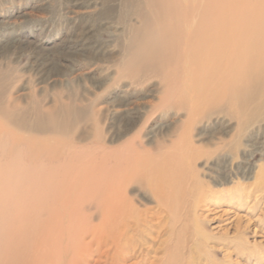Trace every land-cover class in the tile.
I'll return each instance as SVG.
<instances>
[{
  "label": "rangeland",
  "instance_id": "obj_1",
  "mask_svg": "<svg viewBox=\"0 0 264 264\" xmlns=\"http://www.w3.org/2000/svg\"><path fill=\"white\" fill-rule=\"evenodd\" d=\"M143 2L0 0V79L8 82L7 95L19 107L52 108L62 100L84 111L59 129L61 136L55 134L88 162L68 177L73 183L99 185L127 172L117 180L128 181L124 190L141 215L137 225L132 221L135 231L127 234L130 254L124 264H264V190L254 185L264 167V146L255 147L264 141V104L244 127L230 111L242 101L231 90L243 84L238 62L246 50L227 44L225 66L210 71L197 65V51L171 47L162 61L167 74L134 80L124 69L129 43L144 29L138 17ZM263 17L264 0H225L226 34L251 30L264 24ZM167 21L177 28L182 23L181 18ZM208 78H213L212 90L225 88V98L222 91L212 99L201 97L200 88L180 83ZM263 94L259 88L250 93L254 99ZM194 104L205 109L191 119ZM21 133L28 135L0 117V144L7 135ZM187 145L198 150L191 164L179 161ZM245 161L253 164L251 173L239 168ZM222 163L227 170L218 172ZM184 174L197 185L177 223L162 211L153 192ZM198 230L207 235L206 242Z\"/></svg>",
  "mask_w": 264,
  "mask_h": 264
},
{
  "label": "bare ground",
  "instance_id": "obj_2",
  "mask_svg": "<svg viewBox=\"0 0 264 264\" xmlns=\"http://www.w3.org/2000/svg\"><path fill=\"white\" fill-rule=\"evenodd\" d=\"M143 3L138 17L144 29L136 31L129 43V57L124 69L126 76L136 80L144 74H167L162 61L169 56L167 50L175 46L197 51V65L212 71L215 67L225 66L227 44L242 45L246 57L238 62V66L244 81L231 90L236 101L239 97L242 101L234 102L236 105L233 103L230 111L239 120V126L244 127L254 111L264 104L261 95L257 99L250 95L255 88L264 93V24H257L251 30L238 29L233 35L226 34L225 0H144ZM170 17L181 18L178 28L168 23L167 18ZM176 32L180 41L176 39ZM184 64L185 61L181 62V66ZM212 80L184 82L176 79L174 82L180 81L188 88H200L201 97L212 99L222 91L220 96L225 98V88L212 90ZM6 83V79L1 77L0 117L14 130L28 135L14 134L13 138L7 135V141L0 144V154L5 155L0 162V264L126 263L130 254L127 234L134 230L132 221L137 225L136 220L141 215L124 190L128 181L121 183L117 180L118 177L126 178L127 172L123 175V172L116 171L114 179L99 185H88V180L83 184L73 183L68 177L78 171L80 173L84 163L87 166L88 162H84L86 158L72 144H62L63 141H59L62 139L55 134L60 135L57 133L59 129L73 123L72 119L84 116V111L75 103L62 100L52 108L40 105L19 107L7 95ZM204 109L198 104L191 105L190 118L193 119ZM67 128H64V133ZM43 133L48 137H39ZM256 146H264V141ZM185 149L187 152L179 157V161L191 164L198 150L190 145ZM190 150L195 152L190 153ZM245 162L239 168L251 173L253 164ZM223 164L217 167L218 172L227 170L226 164L225 168ZM261 169L254 183L259 191L264 190V167ZM190 180L184 174L169 181L164 188L152 191L162 211L175 222L196 191L195 180L194 184ZM241 201L238 198V202L243 204ZM175 227L174 232L178 229ZM196 234L204 242L208 239L200 230ZM173 253L170 255L174 260L176 254Z\"/></svg>",
  "mask_w": 264,
  "mask_h": 264
}]
</instances>
